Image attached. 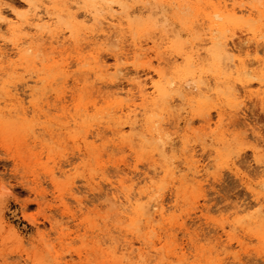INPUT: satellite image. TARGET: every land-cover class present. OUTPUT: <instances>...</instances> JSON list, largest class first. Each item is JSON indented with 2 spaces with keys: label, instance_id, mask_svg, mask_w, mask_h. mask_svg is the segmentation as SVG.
<instances>
[{
  "label": "rangeland",
  "instance_id": "374dc122",
  "mask_svg": "<svg viewBox=\"0 0 264 264\" xmlns=\"http://www.w3.org/2000/svg\"><path fill=\"white\" fill-rule=\"evenodd\" d=\"M33 4L49 8L60 39L73 29L74 41L56 48L48 33L20 25ZM226 4L252 5L253 14L229 15L232 26L210 31L208 16ZM91 5L97 17L86 20ZM125 5L117 12H132V26L124 24L119 64L130 77L138 70L148 91L151 82L162 88L135 111L142 100L128 77L101 81L114 72L109 48L87 45L106 5L0 0L9 53L0 57V264H264V104L233 94L239 82L222 51L236 33L243 51L231 56L254 59L249 28L264 58V0ZM29 43V53L20 50ZM193 85L201 90L190 93ZM123 192L159 200L164 213L147 223L121 203Z\"/></svg>",
  "mask_w": 264,
  "mask_h": 264
},
{
  "label": "bare ground",
  "instance_id": "6f19581e",
  "mask_svg": "<svg viewBox=\"0 0 264 264\" xmlns=\"http://www.w3.org/2000/svg\"><path fill=\"white\" fill-rule=\"evenodd\" d=\"M96 0H92V2H95ZM104 5L107 6V8L110 10L109 14L104 16L102 20H99V28L96 33L90 36L91 41L87 42V45H98L100 48H106L108 47L111 53L113 54L115 65L113 66L114 72L113 76L111 77H102L101 81L106 83L110 82L112 83L116 79H129V84L132 85L133 88L137 90L138 97L142 100L141 104L134 103L132 106H134L133 110L135 111L138 107H141L149 102H153L157 95H161L162 88L159 83H153L151 82V91H148V81L143 79L140 75V72L138 70H135V73L132 74V77L128 76L131 74L130 72H125V67H122L119 63L123 58L125 57L124 45L122 38L126 36L124 24H128L129 27L132 26V22L130 21V18L132 16V12L128 11L126 14H120L117 12L118 9L121 11H125L126 5L125 0H118L117 4L114 5L111 0H99ZM33 13L25 17L20 25H24L25 27L34 26L36 32L42 34V33H48L47 36L50 39L51 43L56 42L58 44V47H63L67 41H74V30L70 29V35L66 38L60 39V35L56 34L54 31L51 30L50 25L53 20V16L49 11V8L44 5H35L32 6ZM97 7L96 5H91L88 9L84 12V17L86 20H90L92 18L97 17ZM237 13H243L248 14L251 16L253 14V6L252 5H244L236 7L234 4L229 8V6L226 4L223 6V8H219L218 10H215L210 14L207 18L209 29H221L226 30L228 29V26L234 23V21L230 18L229 15H236ZM3 11L0 7V18H4ZM19 17H17L18 19ZM21 20V19H20ZM12 28H16L15 24H12ZM244 30L249 31L246 34V38L244 39L247 43L246 46V54L248 56L254 55V59H251V61H245L242 58H233L231 56L232 53L235 51L241 53L243 49L239 46L235 45V39L234 35L236 33H232L229 38H226L223 43L222 51L226 55V62L225 66L229 73V75L234 77L233 81L239 82V85L234 86L233 94L237 97L245 96L249 98H256L260 103L264 104V58L260 57V46L258 47L256 40V33L253 30H250L249 28H245ZM241 38V36H239ZM3 39V37H2ZM241 40V39H240ZM208 42L212 45H215L216 41L213 37V35H210L208 38ZM242 42V41H241ZM259 42V41H258ZM231 43V45H230ZM257 44V45H255ZM133 46L134 50L137 54L141 55L143 54V45L140 41L133 40ZM17 49H20L19 47H16ZM33 49L32 43H29L26 45L23 49L24 52H30ZM19 50V51H20ZM8 52L2 48L0 45V57L4 58L8 56ZM99 71L104 75L105 73L110 72V68L107 64H104L99 67ZM157 76L159 79H161L163 76L161 72L157 71ZM248 76H251L254 81L249 79ZM114 77V78H113ZM130 77V78H129ZM201 88L197 85H193L190 87V93L200 91ZM31 93H33V88L30 87ZM117 94H125L129 95L130 92L128 91H115ZM58 97V96H57ZM137 113H135L134 117L136 118ZM220 120L223 121L225 119L224 114H219ZM231 123H234L231 119ZM129 128L132 132H135L137 129L136 126V119H133L130 124ZM118 133L122 132L124 130V127L118 126L117 128ZM260 158V161L264 164V154L261 156H258ZM120 181H118L119 183ZM113 184V183H112ZM117 188V187H116ZM118 189V188H117ZM118 199L122 197L121 203L129 204L130 206H134L136 209V212L140 219L145 220L147 223H152L154 221L155 216L161 217L164 213V207L163 204L159 200H154L152 198L149 199L146 203L141 202V193L137 196L133 195L131 193H125L123 192V195L116 196ZM115 260V259H114ZM118 260V259H117ZM123 260V259H122ZM121 260V261H122ZM116 261V260H115Z\"/></svg>",
  "mask_w": 264,
  "mask_h": 264
}]
</instances>
